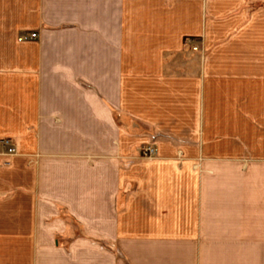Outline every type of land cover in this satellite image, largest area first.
<instances>
[{
  "label": "crops",
  "instance_id": "crops-1",
  "mask_svg": "<svg viewBox=\"0 0 264 264\" xmlns=\"http://www.w3.org/2000/svg\"><path fill=\"white\" fill-rule=\"evenodd\" d=\"M4 138L0 264H259L264 0H0Z\"/></svg>",
  "mask_w": 264,
  "mask_h": 264
},
{
  "label": "rangeland",
  "instance_id": "rangeland-1",
  "mask_svg": "<svg viewBox=\"0 0 264 264\" xmlns=\"http://www.w3.org/2000/svg\"><path fill=\"white\" fill-rule=\"evenodd\" d=\"M195 49H196V47H195ZM157 136H158L157 134L151 135V140H155L157 138ZM6 139H10L9 141H10V143H12V146L16 148V153H17V147L15 145V142L11 138H4L1 140L0 143L2 144L3 140L5 141ZM2 146L5 147L4 145H2ZM5 148H6V151L4 152V154L7 155L8 150H7V147H5ZM149 148H152L153 151H150ZM156 152H157V148L155 146H153V143H147L145 145H141L135 150V154H137L140 157H153L156 154ZM6 164H9V162H7ZM101 244H102L101 248L105 249V244L104 243H101ZM60 245H62V243H60ZM66 246H67V244H66ZM259 253H261V252H259ZM259 264H264V258H259Z\"/></svg>",
  "mask_w": 264,
  "mask_h": 264
},
{
  "label": "built area",
  "instance_id": "built-area-1",
  "mask_svg": "<svg viewBox=\"0 0 264 264\" xmlns=\"http://www.w3.org/2000/svg\"><path fill=\"white\" fill-rule=\"evenodd\" d=\"M37 36V33H31L29 36H20L19 37V41H25L27 39H32L35 38ZM10 139H6L5 141L3 140L2 145H4L5 147H7V155H14L16 154V148L12 146V143H10L9 141ZM150 151H153L152 148H149Z\"/></svg>",
  "mask_w": 264,
  "mask_h": 264
}]
</instances>
